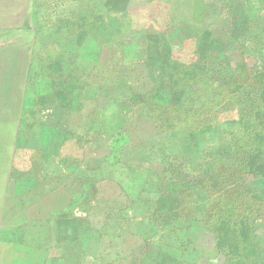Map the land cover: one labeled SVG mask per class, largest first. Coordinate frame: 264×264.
<instances>
[{"label":"rangeland","instance_id":"1","mask_svg":"<svg viewBox=\"0 0 264 264\" xmlns=\"http://www.w3.org/2000/svg\"><path fill=\"white\" fill-rule=\"evenodd\" d=\"M169 162L204 224L123 207ZM142 255L264 264V0H0V264Z\"/></svg>","mask_w":264,"mask_h":264},{"label":"crops","instance_id":"2","mask_svg":"<svg viewBox=\"0 0 264 264\" xmlns=\"http://www.w3.org/2000/svg\"><path fill=\"white\" fill-rule=\"evenodd\" d=\"M185 173H186V166L179 164L178 166H176L174 164H171V162H169L163 165H158V167H153L152 170L147 169L146 175L133 173L131 176L123 177V179L121 180L122 188L128 186V183H131L132 185L148 187L150 189L146 193L147 196L144 198L136 199L137 200L136 203L134 200L130 201L128 200V198L125 199L123 202L125 203L123 207L126 208L129 204L135 207L138 205L136 207V212L134 215L135 223L141 222L146 226H148L151 223L150 225L151 228L154 227V219L156 213H158L159 209L165 204L174 205L175 212H179L180 214L178 216L179 218H173V219L181 220L182 224L186 223L189 225L190 224L189 222L204 224L205 221L204 219L208 217L204 213H207L208 209H212V207L215 204H213L211 200L206 201L205 204L203 205L204 207L203 213H200V211L197 210L195 201H197L196 194L198 193L200 181L196 179H187V180L184 179L186 178ZM176 185H177V190L176 192H174L175 191L174 186ZM156 189H157V196L155 193ZM185 192L188 193L189 199L184 203L179 201L178 198L180 197L181 194ZM170 211L171 210L169 209L168 212ZM164 213L167 214V210L164 211L163 214ZM199 213L203 215H199ZM170 221L171 224L174 226L175 222L173 221L172 223V219H170ZM117 227H121V230L120 228H118L117 230L118 242L121 241V243L127 245L129 247L127 251L132 252L130 253L131 255L129 256L126 255L127 257L126 259L128 261L134 260L133 259L134 254H138L139 251L138 253H133L135 247H132V245H130L129 243L131 234L129 231H125L126 222L123 221ZM175 232L178 233V231L176 229L175 231L173 230L172 235H174V237H176ZM144 244L146 246V250L148 249L149 244L154 245L153 229L151 231V234H149V232L146 231ZM180 249H181V244L179 243L178 250ZM121 252H125V251L122 250ZM138 259L139 262H136L137 264H140L141 262H145V261L147 264H154L155 262V259L149 255H145L144 257L142 255L140 258L138 257Z\"/></svg>","mask_w":264,"mask_h":264}]
</instances>
